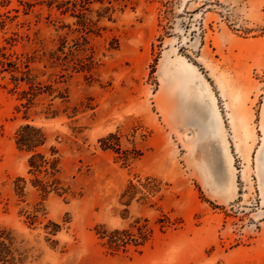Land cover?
Listing matches in <instances>:
<instances>
[{
	"label": "rangeland",
	"instance_id": "1",
	"mask_svg": "<svg viewBox=\"0 0 264 264\" xmlns=\"http://www.w3.org/2000/svg\"><path fill=\"white\" fill-rule=\"evenodd\" d=\"M0 60V233L24 264H264V0H0ZM27 123L65 193L34 185ZM140 225L142 246L101 234Z\"/></svg>",
	"mask_w": 264,
	"mask_h": 264
},
{
	"label": "trees",
	"instance_id": "2",
	"mask_svg": "<svg viewBox=\"0 0 264 264\" xmlns=\"http://www.w3.org/2000/svg\"><path fill=\"white\" fill-rule=\"evenodd\" d=\"M5 63L0 60V65ZM11 64V63H8ZM39 90H42L41 84H31V91L24 92L25 95L28 93L36 96ZM40 92V91H39ZM31 97V98H32ZM116 140L115 142H109L107 138H102L101 142L104 148H116L120 149V141L117 135H112ZM47 142V135L42 127L36 126L31 123L22 125L16 132V144L20 150H25L32 152L29 159L31 166L30 172H42L44 170L46 174H49L51 178L41 179L37 177L33 180L35 186L39 187L41 191L46 194H49L52 191H55L59 194L66 192V189L63 188L59 178L56 177L58 170V159H48L45 154L38 152V148L45 145ZM23 180L24 179H19ZM25 186L18 185V193L22 194ZM138 233H134L130 230H113L111 232L103 231L102 237L106 238V244L114 250H119L121 248L127 247L129 244H134L136 246L144 245L149 239L152 229L148 228L146 225L138 226ZM16 239L13 236V232L4 229L0 233V264H24V258L19 253L18 249L15 246Z\"/></svg>",
	"mask_w": 264,
	"mask_h": 264
},
{
	"label": "bare ground",
	"instance_id": "3",
	"mask_svg": "<svg viewBox=\"0 0 264 264\" xmlns=\"http://www.w3.org/2000/svg\"><path fill=\"white\" fill-rule=\"evenodd\" d=\"M216 114H217V113H215V115H216ZM191 134H192V136H191ZM186 136H187L189 139H195V137H198L197 129L193 128L192 131L187 130V131H186ZM189 136H191V137H189Z\"/></svg>",
	"mask_w": 264,
	"mask_h": 264
}]
</instances>
